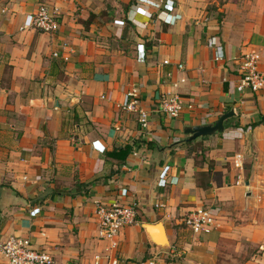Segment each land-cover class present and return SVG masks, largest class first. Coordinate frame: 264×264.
I'll use <instances>...</instances> for the list:
<instances>
[{"label":"crops","instance_id":"obj_1","mask_svg":"<svg viewBox=\"0 0 264 264\" xmlns=\"http://www.w3.org/2000/svg\"><path fill=\"white\" fill-rule=\"evenodd\" d=\"M40 3L52 34L27 26ZM247 52L264 75V0H0V244L28 239L55 264H264V89L236 90ZM132 89L144 131L120 109ZM166 93L184 101L176 118L158 111ZM98 203L137 209L115 249L97 237ZM195 208L214 215L209 234L184 226ZM157 224L166 246L144 228Z\"/></svg>","mask_w":264,"mask_h":264},{"label":"built area","instance_id":"obj_2","mask_svg":"<svg viewBox=\"0 0 264 264\" xmlns=\"http://www.w3.org/2000/svg\"><path fill=\"white\" fill-rule=\"evenodd\" d=\"M147 1L158 9H169L172 3V0ZM27 26L41 33L52 34L59 28L57 13L51 10L46 3H40ZM213 51L214 61L220 62L224 59L222 45L216 46ZM54 56L58 55L54 54ZM63 58L67 60V57ZM177 68L182 70L183 66L178 65ZM237 76L236 90L238 92L248 90L257 93L264 89V75L259 69L258 53L247 52L238 58ZM183 82L184 79H181L180 83ZM140 103L137 91L132 89L124 96L120 109L134 115L140 129L144 131L149 126V113ZM159 104L158 111L171 118L178 117L184 109L183 99L176 94L166 93ZM187 107L192 108V105L189 104ZM92 147L95 151L104 150V147L98 141L93 142ZM166 184V176L161 177L158 185L165 187ZM157 207L163 206L157 205ZM94 214L97 222V237L100 240L107 241L110 249L117 247L116 238L122 229L137 224V209L134 205L112 204L106 206L98 203L95 206ZM183 224L194 235L209 234L215 229L216 220L209 208H195L187 214ZM0 257L3 259L4 264H55L49 253L34 249L28 239L19 236H10L0 244ZM94 264H100L99 256L94 257ZM107 264H117V262L115 259H111ZM148 264H156V259L151 260Z\"/></svg>","mask_w":264,"mask_h":264},{"label":"water","instance_id":"obj_3","mask_svg":"<svg viewBox=\"0 0 264 264\" xmlns=\"http://www.w3.org/2000/svg\"><path fill=\"white\" fill-rule=\"evenodd\" d=\"M233 113L229 112L226 113L225 115H222L218 121L214 125H207V126H202V127H194L191 129H188L187 134L190 135L188 138V141L195 140L199 137H205L209 135H213L217 132H220L223 130V122L225 119H227L229 116H232ZM144 228L148 233H152L153 230H156L158 232V237L156 239V242L159 246L163 247L167 245V240L164 237L162 227L160 224H157L155 227L150 226V225H145Z\"/></svg>","mask_w":264,"mask_h":264}]
</instances>
